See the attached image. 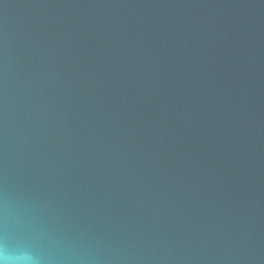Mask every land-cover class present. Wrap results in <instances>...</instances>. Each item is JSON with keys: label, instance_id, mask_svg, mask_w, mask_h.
<instances>
[{"label": "water", "instance_id": "obj_1", "mask_svg": "<svg viewBox=\"0 0 264 264\" xmlns=\"http://www.w3.org/2000/svg\"><path fill=\"white\" fill-rule=\"evenodd\" d=\"M0 240L264 264V0H0Z\"/></svg>", "mask_w": 264, "mask_h": 264}, {"label": "clouds", "instance_id": "obj_2", "mask_svg": "<svg viewBox=\"0 0 264 264\" xmlns=\"http://www.w3.org/2000/svg\"><path fill=\"white\" fill-rule=\"evenodd\" d=\"M0 264H41V259L30 251H10L0 240Z\"/></svg>", "mask_w": 264, "mask_h": 264}]
</instances>
